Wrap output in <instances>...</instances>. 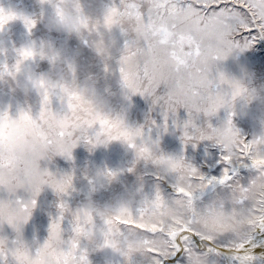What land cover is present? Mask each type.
<instances>
[{
    "label": "snow or ice",
    "instance_id": "obj_1",
    "mask_svg": "<svg viewBox=\"0 0 264 264\" xmlns=\"http://www.w3.org/2000/svg\"><path fill=\"white\" fill-rule=\"evenodd\" d=\"M40 2L47 4L53 0ZM107 13L108 17H119L120 33L124 37L119 75L121 87L128 89L126 99L139 94L150 99L152 106L160 105L164 116L163 131H168L171 114L172 124L181 131L185 145L191 143L195 147L196 142L212 141L221 147L224 153L221 159L225 164L219 178H206L187 162L188 188H178L174 183L175 199H165L157 187L151 198H142L128 215H114L107 223L117 225L121 234L134 229L151 255V264H165L168 258L181 251L189 255L190 264H205L203 256L192 251V238L198 237L209 244L208 251L218 252L221 238L226 234L206 231L201 226V213L194 202L209 185H226L231 188L233 223H241L244 213L247 216L240 232L227 233L234 238L224 247L237 264H253L256 259L254 249L259 246L253 243L254 234L258 231L264 233V180H257L254 175L251 182L244 186L239 181L234 182V177L241 167L251 169L250 146L264 143V137L247 140L235 126L233 117L236 113L232 105L237 97L247 92V88L229 78L217 65L234 52L251 48L257 39H264V0H120L119 6L113 4L107 8ZM5 15L15 19L18 13L0 6V32L6 27ZM19 16L31 35L37 19L22 13ZM82 40L88 43L86 38ZM12 50L16 55L15 63H0V81L11 78L22 64L29 62L28 53L24 50ZM6 54L7 50L0 49V55ZM52 59L54 57H50L49 61ZM68 69L75 74L71 63ZM105 71H109L107 65ZM161 86L164 88L162 93L158 91ZM37 93L41 106L59 101L72 108L70 101H64L59 89H45L42 80ZM10 107L0 109V123L26 126L32 122L30 109L19 108L13 117ZM179 108H184L188 114L183 122L175 118ZM221 109L227 113L222 126L214 127L210 122L203 127L197 124L200 114L211 118ZM105 126V121H98V127ZM152 126H155L154 121L147 132L143 125L136 127L135 136L129 139H152ZM46 130L50 136L71 141L73 147L83 143L89 151L104 142L101 137L75 127L57 130L46 126ZM154 142L159 143V140ZM131 147H136V144ZM56 155L58 153L53 152L47 161L50 162ZM180 160L185 161V158L181 156ZM41 161L39 154L21 159L18 155L0 152V230L7 224L15 232L11 241L6 236H0V264H41V256L51 240L63 235L62 221L70 208L64 197L74 190V173L58 175L47 167L42 168ZM155 163L161 165L163 158ZM176 166V161H173L172 169ZM134 169L132 166L128 171ZM101 174L111 181L119 173L105 169L98 173ZM89 183L93 181L89 180ZM45 186L60 198L58 215L51 220L47 239L33 252L23 239L22 229L30 220L37 205L36 198ZM20 191L28 193L29 198H21L18 195ZM71 216L73 234L64 239L62 258L57 264H90L88 251L80 247V240L85 226L95 223L96 217L81 207L76 208ZM126 264H132L131 256L127 257Z\"/></svg>",
    "mask_w": 264,
    "mask_h": 264
},
{
    "label": "rangeland",
    "instance_id": "obj_2",
    "mask_svg": "<svg viewBox=\"0 0 264 264\" xmlns=\"http://www.w3.org/2000/svg\"><path fill=\"white\" fill-rule=\"evenodd\" d=\"M103 3L106 7H111L113 4L119 6L120 0H103ZM89 4L90 0H85L86 12L89 11ZM0 6L5 9L10 8L17 13L23 12L38 21L31 35L28 34L22 22H10L6 26L7 54L6 56L0 55V63L5 61L9 65L15 63L16 55L12 50L13 44L18 48L31 40H43L51 43L63 51L69 62H75L77 76L81 82L89 76L96 78L98 90L109 100L115 111H119L123 107L130 124L134 127L143 125L147 132L148 126L154 121L155 126L151 127L150 135L153 140H159L162 152L171 156H183L186 162L196 167L203 175L206 173V165L218 163V167L212 173L215 176L223 174L225 164L221 157L224 153L219 145L208 140L196 142L195 147L191 143L185 145L181 139V131L172 124L173 117L171 114L168 121V131H163L164 116L160 105L152 106L150 99L139 94L132 95L130 99L122 98L119 59L122 54L124 37L119 31L116 32L117 43L112 58L105 61L99 58L84 40L78 39L75 35L70 36L63 32L50 30L44 19L49 11L48 6L40 4L38 0H0ZM91 8L97 9L98 5L91 4ZM85 38L88 40L91 37L86 34ZM27 63L37 74L47 72L50 67L48 61H29ZM106 65L109 71H105ZM217 67L230 77L242 81L248 88L264 96V39H257L251 48L243 52H234L226 60L219 62ZM215 71L216 69L213 70L214 73ZM8 80L11 82V78H8ZM158 91L162 93L164 91L163 86ZM40 104V96L35 91L27 94L19 91L13 93L4 86L3 82H0V109L11 106L10 114L13 117H15L19 108L30 109L35 114L39 110ZM56 104L57 102L54 101L53 106L55 107ZM260 108L261 106L253 102L246 110L233 117L235 126L240 129L241 135L247 140L253 139L260 132L259 121L264 118V112ZM175 118L179 122L185 121L188 118L187 111L184 108H179ZM226 118L227 113L221 109L211 118H206L203 114H200L196 122L202 127L206 126L207 122H210L214 127H220ZM41 167H47L58 175L74 173V190L70 192L69 196L64 197L74 209L82 207L86 196L89 194L93 196L94 200L104 203L131 192L136 194V200L139 202L144 197L151 198L157 187H159L165 199L172 201L176 197V193L168 185L169 183L174 184L173 174L161 176L154 165H139L134 171L129 172L128 169L132 167V153L131 151L126 152L118 143H113L107 149L96 147L91 151L85 144L81 143L74 149L73 159L67 160L61 156H54L50 162L41 161ZM105 169L117 171L119 174L110 182L97 179L98 173ZM239 169L234 177V182L239 181L240 184L247 186L251 182L254 173L243 167ZM89 180H92L93 183L90 184ZM209 193L195 200L194 204L197 210L202 211L205 204L210 200L220 198L226 199V207L231 209V188L221 185ZM18 195L23 199L29 198V194L24 191H20ZM36 199L37 205L32 212V216L23 225L22 229L23 239L33 252L36 247L43 244L47 239L51 220L58 215L57 204L60 198L51 188L45 186ZM97 223H99V220H97ZM72 226V216L65 214L62 221L65 240L73 234ZM0 236H6L11 241L15 238V232L5 224L0 230ZM233 238L231 234H226L221 238V248L218 252H215L216 259L212 262L208 257L209 244L199 239L197 244L190 243V247L197 255L206 258V264H224L226 258L221 253V249ZM172 258L174 256L168 258L165 264H171ZM88 259L90 264H126L123 258L106 257L102 252H90ZM175 259L180 264H190L189 255L184 251ZM216 260L217 262H215ZM132 264H151V255L144 258L137 254L132 258Z\"/></svg>",
    "mask_w": 264,
    "mask_h": 264
},
{
    "label": "clouds",
    "instance_id": "obj_3",
    "mask_svg": "<svg viewBox=\"0 0 264 264\" xmlns=\"http://www.w3.org/2000/svg\"><path fill=\"white\" fill-rule=\"evenodd\" d=\"M38 2L41 4L40 0ZM91 4H97L98 8L92 9ZM42 5H47L49 9L44 19L50 30L63 32L70 36L75 35L78 39H84L87 34L91 37L88 39V45L99 58L105 61L112 58L117 43L116 32H120V20L119 17H108V7L104 5L103 0H90L87 12L85 0H53L52 3ZM20 13L24 14L19 12L15 19L5 15L3 17L5 25H9L10 22H22ZM5 29L0 32V49L3 50H7ZM12 47L17 48L14 44ZM18 49L28 53L29 61H48L49 70L37 74L30 64L25 62L13 74L11 82L7 77L0 82H3L10 92L19 91L27 94L31 91L37 93L42 80L45 89L49 91L59 89L64 101H70L72 108L69 109L65 103L58 101L55 107L40 105L35 114L31 111L32 122L26 126L0 123V152L18 155L21 159L32 154H39L42 161H47L49 155L56 152L58 153L56 156L71 160L76 147H73L71 141L67 139L50 136L46 126L57 130L75 127L89 135L101 137L104 142L99 147L107 149L113 143H118L126 152L131 151L134 168L139 165H154L161 176L173 174L176 187L188 188L185 169L187 162L180 160L181 156H171L162 152L160 144L155 143L153 139H129L135 136L136 127L129 123L123 107L119 111L113 109L109 100L96 87L97 82L94 76H89L81 82L77 76L75 62H69L60 48L43 40H31L22 44ZM50 57H54L51 62ZM69 63L75 67V74L68 69ZM228 77L239 81L247 88V92L237 97L232 105L236 114L246 110L253 102L261 106L260 110L264 112V96L248 88L242 81L229 75ZM127 93L128 89L121 87L122 98L126 99ZM99 120L105 121L106 126L98 127ZM259 124L260 132L257 136L264 137V118L260 119ZM134 143L136 147H131ZM250 154L252 161L250 170L257 180H264V143L252 144ZM160 158H163V163L158 166L155 162ZM173 161L177 164L174 170L171 167ZM97 179L109 181L103 174L97 175ZM198 199H200L199 194L196 200ZM137 203L136 194L131 192L104 203L94 200L91 194L87 195L81 208L96 217V222L85 226L80 247L86 249L88 254L102 252L106 257H121L125 262L128 256L133 258L137 254L147 258L150 254L134 229L121 234L117 225L107 223L114 215H128L129 210ZM226 203L227 200L224 198L212 199L205 204L202 211L199 210L201 226L206 231L213 234L217 232L227 234L229 231L240 232L246 223L247 213L241 217V223L234 224L231 209L226 207ZM74 210L70 206L67 212L71 215ZM63 242V235L54 237L41 256V264H57L58 259L62 258ZM203 260L206 264L205 257Z\"/></svg>",
    "mask_w": 264,
    "mask_h": 264
},
{
    "label": "bare ground",
    "instance_id": "obj_4",
    "mask_svg": "<svg viewBox=\"0 0 264 264\" xmlns=\"http://www.w3.org/2000/svg\"><path fill=\"white\" fill-rule=\"evenodd\" d=\"M217 165H218V163H215V164H212V165H210V164L206 165L205 166L206 173L204 174V176L206 178H211V177L215 176L212 172L216 169V167H218ZM238 170H240V169H238ZM215 177L219 178L220 176H215ZM168 185H169V187H171L173 189V187H172L173 184L172 183H169ZM218 186H221V185H219V184L209 185L208 188H206L202 194H199L200 198L204 197L205 195H207L209 192L213 191ZM198 242H199V238L198 237H193L190 243L197 244ZM253 243H255L256 245H259L258 247H256L254 249V255L256 256V259L254 260L253 264H264V233L259 232V231L257 233H255L254 234ZM208 249H209V247H208ZM221 251L220 252L223 253V255H225V258H226V259H224L225 260L224 264H237V261L231 255L228 254V252H227L225 247H223V249H221ZM181 253H182V251L178 252L174 256V258H172V260H171L172 263L171 264H180V262L178 260H176L175 257L179 256ZM208 255H209L208 257L211 259V262H212V260L216 259L215 252L213 253V252L208 251ZM215 262H217V260Z\"/></svg>",
    "mask_w": 264,
    "mask_h": 264
}]
</instances>
